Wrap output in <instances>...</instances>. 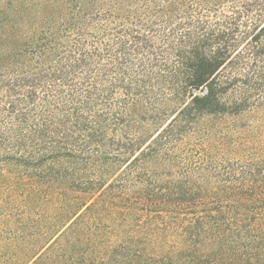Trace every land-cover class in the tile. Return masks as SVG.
Here are the masks:
<instances>
[{"label":"trees","instance_id":"trees-1","mask_svg":"<svg viewBox=\"0 0 264 264\" xmlns=\"http://www.w3.org/2000/svg\"><path fill=\"white\" fill-rule=\"evenodd\" d=\"M258 80L264 0H0V264H264Z\"/></svg>","mask_w":264,"mask_h":264},{"label":"rangeland","instance_id":"rangeland-1","mask_svg":"<svg viewBox=\"0 0 264 264\" xmlns=\"http://www.w3.org/2000/svg\"><path fill=\"white\" fill-rule=\"evenodd\" d=\"M250 62V60L248 61V63ZM249 66H250V69H248V68H246L245 67V70L243 71V74L244 75H249L250 74V72L253 70V68H254V66L252 65L251 66V64L249 63ZM241 79H243V77H241ZM258 83H260V84H262V85H264L263 83L264 82H261V81H257ZM264 88V87H263ZM263 88H261V90H260V92H257L256 94H261L262 95V97H263V99L261 100V104H262V106H261V109L264 111V90H263ZM260 98V97H259ZM256 121H254V122H251V123H255ZM211 124H209V126H211V127H213V126H218L219 128H226V126H228V124H229V122L228 123H226V124H223L221 121H218V120H213V121H211L210 122Z\"/></svg>","mask_w":264,"mask_h":264}]
</instances>
